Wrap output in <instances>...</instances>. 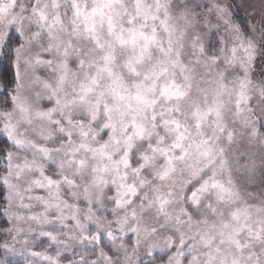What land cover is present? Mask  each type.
<instances>
[{
  "label": "clouds",
  "instance_id": "obj_1",
  "mask_svg": "<svg viewBox=\"0 0 264 264\" xmlns=\"http://www.w3.org/2000/svg\"><path fill=\"white\" fill-rule=\"evenodd\" d=\"M0 264H264V0H0Z\"/></svg>",
  "mask_w": 264,
  "mask_h": 264
}]
</instances>
